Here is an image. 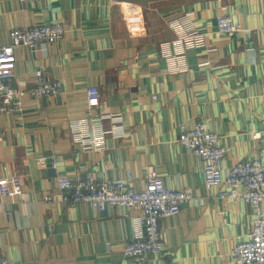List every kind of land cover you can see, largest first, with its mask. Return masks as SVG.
Listing matches in <instances>:
<instances>
[{
  "label": "crops",
  "instance_id": "crops-1",
  "mask_svg": "<svg viewBox=\"0 0 264 264\" xmlns=\"http://www.w3.org/2000/svg\"><path fill=\"white\" fill-rule=\"evenodd\" d=\"M224 15L241 26L234 38L218 35ZM185 16L204 48L181 49L169 23ZM49 23L63 24V39L19 49L14 84L30 87L44 68L64 93L25 96L22 114L0 115V177L11 192L0 254L13 264H136L124 247L141 233V211L69 208L57 179L91 173L141 192L156 173L194 200L161 222L165 252L145 264H232L252 210L210 194L201 161L177 140L180 126L205 122L228 150L224 173L243 160L264 165V0H0V47L14 29ZM89 88L100 93L93 107Z\"/></svg>",
  "mask_w": 264,
  "mask_h": 264
},
{
  "label": "built area",
  "instance_id": "built-area-1",
  "mask_svg": "<svg viewBox=\"0 0 264 264\" xmlns=\"http://www.w3.org/2000/svg\"><path fill=\"white\" fill-rule=\"evenodd\" d=\"M18 1L36 3L41 0ZM169 25L175 30L183 51L206 46L203 30L188 17L173 20ZM241 31V26L231 16L218 17L217 32L220 37L234 38ZM64 35L65 27L60 23L11 31V43L0 47V115L22 114L25 96L44 99L64 93L62 82L53 80L44 68L34 72V83L30 87L21 88L14 84L19 49L35 50L39 45L61 41ZM177 70V67L173 68V71ZM86 94L90 107L99 103L98 89L89 88ZM179 129L178 144L202 163L206 190L210 194L217 190L221 200L242 201L252 210L250 237L234 248L232 264H264V165L257 159L243 160L224 173L223 163L228 150L218 133L210 131L205 122L194 126L183 125ZM253 138L259 140L261 134H254ZM37 162L45 166L46 159L39 158ZM57 186L59 202L69 208L86 205L100 213L111 208L139 209L142 213L138 222L141 233L124 247V256L135 259L136 264H145L150 256L164 254L166 244L161 222L179 215L181 207L194 200L191 191L168 188L156 173L148 176L146 188L141 192L130 190L125 181L96 178L91 173L75 180L58 178ZM10 196L7 183L0 177V204ZM0 264L13 263L0 254Z\"/></svg>",
  "mask_w": 264,
  "mask_h": 264
}]
</instances>
